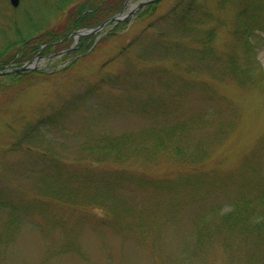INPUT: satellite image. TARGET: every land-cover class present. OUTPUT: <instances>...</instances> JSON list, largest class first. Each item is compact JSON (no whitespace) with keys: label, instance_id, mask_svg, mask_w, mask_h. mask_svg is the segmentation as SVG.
Returning a JSON list of instances; mask_svg holds the SVG:
<instances>
[{"label":"rangeland","instance_id":"rangeland-1","mask_svg":"<svg viewBox=\"0 0 264 264\" xmlns=\"http://www.w3.org/2000/svg\"><path fill=\"white\" fill-rule=\"evenodd\" d=\"M74 1L65 10L71 15L82 2ZM143 1L128 0L124 12L134 10V13L120 21L123 23L112 35H107L108 26L99 32L94 48L85 51L74 63L70 64L63 56L40 58L36 66L47 69L49 76H29L0 88V170L20 163L34 169L30 170V179L8 174L6 179L10 185L0 178V200L5 202L8 188L18 186L25 193L22 201L45 208L47 213L43 216L39 210H33L30 217L16 220L9 215L8 208L0 206V264H232L229 254L217 242L218 235L209 233L214 240L199 247L197 235L213 229V224L230 210L228 199L238 200L241 188L255 185L257 180L264 185V29L247 30L252 20L264 19V0L260 3L262 7L258 6L260 10H255L254 0H249L252 6L249 13L242 9L239 0H161L152 14L144 12L140 18H133L142 8L135 9L136 6ZM42 2L21 0L17 16L21 17L24 9L34 20L51 16L44 7L47 1ZM0 12L12 21L16 17L15 8L1 2ZM65 19V13L50 17L49 26L58 30ZM11 27L0 36V49L3 40L18 38ZM18 30L23 31L22 26ZM158 40L167 48L166 62L147 56L145 60L140 59L141 51L148 46L155 48ZM202 46L211 48L213 53L209 52L208 58H212L206 62L209 69L197 71L195 67L200 64L197 50ZM232 64L236 72H232ZM62 68L65 69L60 72ZM161 71L182 76L188 82L186 89L179 80L173 89L162 87V84L171 85L158 73ZM113 77L126 80L131 89L123 91L110 85L109 79ZM169 79L173 84V78ZM201 84L206 85V91H211V99H214L213 92L217 95L222 117L234 118L233 126L221 144L212 150L210 145L206 147L202 164L187 167L179 162L171 166L169 176L182 185L178 189L185 210L172 212L162 219L160 215L157 218L149 215L148 227L156 229L146 237L128 225V217H122L119 185L113 186L112 194L117 202L113 210L118 217L88 206L90 200L84 207L74 203L72 206L68 196L62 202L53 201L46 193V180L41 172L45 162L25 152L31 151L26 146L9 150L26 123L43 119L45 126L36 130L33 137L40 147L50 145L54 148L53 156L57 155L56 150L60 151L61 159L84 156L85 151L79 144L88 150L85 140L88 136L121 135L146 127L150 120L138 112L143 101H165L171 90L176 89L183 95L178 103L182 115L200 116L204 99L208 97ZM126 93L133 100L128 108L123 99ZM168 109L173 108L168 106ZM49 122L51 126H47ZM199 122L203 132L208 130L207 120ZM55 124L58 129L52 127ZM60 127L64 131H59ZM198 135L200 132L194 131L191 136ZM105 157L102 163L85 166L96 168L102 175L109 169L111 173L132 170L138 174H163L170 163L161 156L159 163L145 169L139 165L140 161L132 159L117 164ZM202 171L204 174L215 172V187L207 199L187 205L191 201L188 188L197 192L198 187H203L202 179L196 181L195 177L187 176H197ZM34 177L38 189L33 188ZM186 177L193 181L186 185L188 188L184 186ZM40 191L45 195L40 197ZM147 197L150 198L146 195L134 199L136 215L146 206L154 208L152 199ZM165 199L163 205L166 204L167 210H174V201ZM199 207L203 211L197 217L194 210ZM38 216L41 217L38 219Z\"/></svg>","mask_w":264,"mask_h":264},{"label":"trees","instance_id":"trees-1","mask_svg":"<svg viewBox=\"0 0 264 264\" xmlns=\"http://www.w3.org/2000/svg\"><path fill=\"white\" fill-rule=\"evenodd\" d=\"M0 2L10 7L5 0H0ZM73 2L75 1L43 0L42 4L45 3V10H47L51 16H47L45 19L41 20H34V18L30 16L28 10H23L22 16L18 17L16 12L17 9H15L16 17H12L14 19L13 21L9 20L11 17L8 18L0 12V36H4V32L12 25L11 29L15 30L18 37L15 41L4 42L3 40L0 49L2 50L0 51V66H5L12 62L18 65L22 64L34 56L41 45L56 42L59 39H62V41L54 46L46 48L43 54L58 51L64 45L65 47L68 46L71 42V38L64 39L68 33L82 27L100 24L106 18L119 12L124 0H82L80 4L76 5L73 12L74 14L71 15V13H67L65 10L66 7ZM239 2L243 10H248L247 13L252 10L249 0H239ZM261 2V0L253 1L256 5L255 10H260L258 6H261ZM82 3H86L89 6L91 5L94 11L88 13L83 12L86 8L84 9L83 7V9H81ZM1 7H3V5H1ZM156 7L157 5H148V8L145 9L144 12L152 14ZM63 13H65L66 19L62 25L57 27L58 30L52 28L53 26L50 27V17L57 18ZM120 25L121 23L114 27V29L110 31V34L117 30ZM21 26L23 31L18 30V27ZM253 29H264V19L262 21L260 19L256 21L252 20V22L248 24L247 30L248 32H252ZM92 38V36L82 37L80 39L82 44L78 46L77 53L84 52L85 49H83V44L85 41L92 42ZM207 38L209 39L208 36ZM197 52H200L201 57H198L200 64L195 67V70L206 71L203 67L209 66L206 62L212 58L208 57L213 53V50L207 46H202ZM141 53L143 56L139 57L140 59L145 60V56H147L166 62L164 56L167 53V48L161 40H158V44L155 48L148 46L144 51H141ZM169 59L172 64V58ZM235 68V65L232 64V72L237 71ZM158 73L162 78L167 80V84L171 85L167 86L162 84V87L173 89L174 83L179 80L183 83V88L186 89L188 82L184 81L183 77L179 74L173 73L172 77L171 73H166L165 71ZM29 76H49V74L43 71L10 74L6 77H0V88L8 83H18L20 80H24ZM169 77L173 78V84ZM201 83H205V81ZM109 84L123 91L131 89L130 85L126 83V80L118 77L109 79ZM201 88L205 91L207 90L205 84H201ZM206 92L208 93V97L204 99L205 103L200 116H192L191 114L182 115V113L179 112L178 103L181 100H179V98L183 95L177 92L176 89L174 91L171 90V93L164 99L165 101L158 100L154 102L152 99H145L143 101L144 104L141 105V110H138V112L150 120V123L146 127L136 129L135 131H128L121 135L103 136L100 135L103 133H99L94 137L88 136V138L85 139L88 150H85L81 143L79 144L81 149L85 151V154H83L84 156L75 158L64 157L61 159L60 151L56 150L55 152L60 158L55 154L53 156L52 151L54 148L50 145L46 144L44 149L43 146L40 147L38 140L36 138L33 139V137L36 130L45 126L43 119L34 123H26L21 129L20 134L16 137L15 142L9 147V150H19L26 146L28 149H31V151L25 152H31L37 156L36 159H38V161L42 159V161L45 162V167L41 169V172L44 173V179L46 180L44 182L46 183V193L53 201L58 200L57 202H62L63 199L68 196L72 206L75 204L77 207H84L87 206L90 200L91 202L88 206L94 207L101 212L107 211L108 214L118 217L113 210V208H116L114 206L116 201H114L112 194H114L113 186L119 185V196L121 201L118 204L121 206L120 211L122 217L125 218L129 217V213L136 215L133 205L134 199L139 196H150V198L147 197V199H152L154 208L152 206H146L136 215L144 225L148 226L147 217L149 215H155L156 217L160 215L162 219L163 217H168L172 212L176 214L180 209L185 210V207H183L185 205L181 203L180 199L181 191L178 189L182 185L169 176L171 166L179 162H182L179 164L186 165L187 167L202 164L201 159L204 156L206 147L210 145V149L212 150L215 146L221 144L223 140L226 139L228 132L233 126L234 118L222 117V112L216 102L217 95L213 92L212 96L214 99H211V91ZM129 94L130 93H126L123 95L127 108L129 104H133V100L130 98ZM199 95L200 99H203L204 96L202 97L200 92ZM126 98L128 100H126ZM213 100H215V103H213ZM158 103L159 105L157 106ZM168 106H172L173 109H168ZM197 119L199 121L202 119L207 120L208 130L203 132L200 128V122ZM47 126H51L50 122ZM52 127L58 129L56 124ZM59 131H64V129L60 127ZM194 131H199L200 135L193 136L192 138L191 135ZM9 150L7 148V151ZM110 152H112V154H109ZM106 154H109L108 158L112 163L119 164L133 159L140 161L138 162L139 165L145 169L159 163L161 156H164L170 160L169 169L163 174L150 173L149 170V173L145 172L144 174H138L132 170H119L111 173L109 169L106 175H102L98 170H95L96 168H87L85 166L86 164L94 166V163L104 162ZM204 158L206 159L205 156ZM38 161L36 160V162ZM214 168L215 166L213 169ZM30 170L34 169H28V165L25 163H20L18 166H4L2 170H0V178L5 180L7 184H9L6 179L8 174L30 179L29 174L32 173ZM81 173L83 174L81 175ZM187 177H195L196 181L202 179L203 187H198L197 192H194L186 187L188 183L193 182ZM187 177L185 178L184 186L188 188V198L191 200L187 205L192 203L196 205L201 202V199H207L208 193L215 187L217 175L215 172L204 174L202 171L199 172L197 176L188 175ZM40 182H42V179H40ZM60 185H62V188H60ZM17 187L18 186H13L12 188H8L6 200L4 199L5 202L0 200V206H2V208H8L9 215H12L16 220H19L21 217H30L33 210H39L42 212L41 214L43 216H46L47 213L45 212V208L32 205L28 201H22L21 199L25 196V193ZM33 188L38 189L37 182L33 181ZM39 189L42 190L41 188ZM66 189H68V191H65ZM240 191L241 192L237 195L238 200L234 198L228 199L231 208L218 222L213 224V229H209L203 235H197V245L199 247L204 245V242H211L214 240L212 237L210 238L208 236L209 233H212L214 236L218 235V242L222 245L223 250L229 254L232 264H239L240 255L244 252L242 257L247 260L248 264H264V185L257 180L255 181V185H251L244 189L241 188ZM44 195L43 191H40L39 196L42 197ZM91 196L92 199H90ZM165 197H167L169 201H174V210L168 211L166 204L163 205L166 201ZM234 197H236V195H234ZM126 199H130V201ZM109 200L110 203H106V201ZM80 203L81 206H78ZM201 211H203L201 207L195 209L194 215L197 217L200 216ZM95 214L98 213L95 212ZM40 217L41 216H38L37 218L39 219ZM9 219L10 218H8V220ZM128 225H131L130 222ZM138 236L141 237L142 235L138 234ZM237 237L240 239L239 247L237 246V249H232L233 246L229 244ZM235 257L237 259L234 263Z\"/></svg>","mask_w":264,"mask_h":264},{"label":"bare ground","instance_id":"bare-ground-1","mask_svg":"<svg viewBox=\"0 0 264 264\" xmlns=\"http://www.w3.org/2000/svg\"><path fill=\"white\" fill-rule=\"evenodd\" d=\"M8 3L10 5V7L12 8H15V9H19V6L21 4V0H19L18 2V5L16 7H13L11 4H10V1L8 0ZM160 4V2H151L149 3V6H152V5H158ZM148 8V5H146L144 8H140L136 13H135V17L133 18H140V16L144 13V10ZM137 9V8H135ZM20 10V9H19ZM25 10V9H24ZM94 11V10H93ZM93 11H90V12H93ZM88 13V12H87ZM134 13V10H132L131 12L129 13H125L124 12V9H120L119 12H117L116 14H113L111 17H108L106 18L105 20H103L100 24H96V25H93V26H87V27H82V28H79V29H76V30H72L70 33H68L64 39H68V38H71V42L68 46L65 47V45L60 48L58 51H54L52 53H49V54H43V51L48 48L49 46H54L55 44L59 43L62 41V39H59L58 41L56 42H52V43H46V44H43L40 46V49L38 50V52L32 56L29 60L23 62L22 64L18 65L16 63L17 66L13 65L15 63H10L8 65H5V66H0V70H9V69H14V68H17V71L15 72H9V73H6V74H3V75H0V77H6L10 74H20V73H24V72H30V71H43V72H46L48 74H50V72L47 70V69H42V68H38L36 65H37V62L40 58H45V59H51V58H54V57H60V56H63L64 60L65 59H68L69 60V63L72 64L76 61V59H78L80 56H82L85 51H90L94 48L95 44L97 43L96 39L98 37V33L101 32L104 28H106L107 26L110 27L108 30L109 32L107 33V35H109L111 32L112 29H114V27H116L118 24H120L121 22L120 21H123L125 20L129 15L133 14ZM114 17H119L118 20H114L113 18ZM132 18V19H133ZM118 23V24H117ZM123 23V22H122ZM121 23V24H122ZM116 25V26H115ZM103 32H106V31H103ZM113 34V33H112ZM110 34V35H112ZM88 36H92V42L91 41H85V43L83 44V49H85L84 52H80V53H77V48L80 44H82L81 42V38L82 37H88ZM96 40V41H95ZM87 42H90L87 46ZM87 46V47H86ZM26 64L32 66L31 69H28ZM204 66V65H203ZM205 70H208L209 67L208 66H204L203 67ZM65 68H62L60 69V72L62 70H64ZM56 72V71H55ZM240 83V81L238 82ZM261 145H262V142H261ZM106 156L108 157L109 154H106ZM34 182H37L36 178L32 179ZM6 214L7 211L5 212ZM154 217H156L155 215H153ZM157 218V217H156ZM128 220L130 222V224L132 226H134L141 234H145L144 237L147 236V233L149 231H154L156 228L153 227V228H150L146 225H144V223L139 219L137 218V216L133 213H129V217H128ZM146 239V238H145ZM248 239V238H247ZM240 239L237 237L232 243H230L229 245H232V249H237V246L239 247V241ZM216 241V240H215ZM219 240H217L218 242ZM250 241V240H249ZM220 244V242H218ZM250 244L252 245L251 241H250ZM208 244H206L205 246H207ZM221 245V244H220ZM245 253V252H244ZM242 253L240 256V261H239V264H248L247 260L242 257V255L244 254ZM233 258V257H232ZM237 258L235 257L234 258V263H235V260Z\"/></svg>","mask_w":264,"mask_h":264},{"label":"water","instance_id":"water-1","mask_svg":"<svg viewBox=\"0 0 264 264\" xmlns=\"http://www.w3.org/2000/svg\"><path fill=\"white\" fill-rule=\"evenodd\" d=\"M10 1V4L13 6V7H16L18 5V2L19 0H9ZM114 20H118L119 17H114L113 18ZM27 68L28 69H31L32 66L26 64ZM17 71V68H14V69H9V70H0V75H3V74H6V73H9V72H15Z\"/></svg>","mask_w":264,"mask_h":264}]
</instances>
